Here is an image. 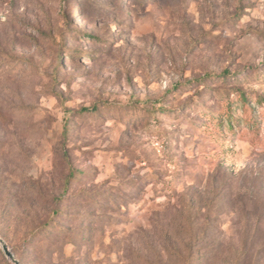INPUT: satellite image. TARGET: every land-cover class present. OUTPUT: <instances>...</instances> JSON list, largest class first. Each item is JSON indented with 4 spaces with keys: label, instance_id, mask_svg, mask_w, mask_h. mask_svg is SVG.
I'll return each instance as SVG.
<instances>
[{
    "label": "rangeland",
    "instance_id": "obj_1",
    "mask_svg": "<svg viewBox=\"0 0 264 264\" xmlns=\"http://www.w3.org/2000/svg\"><path fill=\"white\" fill-rule=\"evenodd\" d=\"M0 236L21 264H264V0H0Z\"/></svg>",
    "mask_w": 264,
    "mask_h": 264
},
{
    "label": "trees",
    "instance_id": "obj_2",
    "mask_svg": "<svg viewBox=\"0 0 264 264\" xmlns=\"http://www.w3.org/2000/svg\"><path fill=\"white\" fill-rule=\"evenodd\" d=\"M62 1H67V0H62ZM241 99L244 101V103H247V96L245 94H241ZM98 111V107L97 106H94L92 108H84L82 110L83 113H95ZM227 115V119L229 120V122L233 123L237 120H235V116L233 115L232 111H231V108H228V113H226ZM245 123H247L249 126H257V122L256 121H251V122H247V120L245 121Z\"/></svg>",
    "mask_w": 264,
    "mask_h": 264
},
{
    "label": "water",
    "instance_id": "obj_3",
    "mask_svg": "<svg viewBox=\"0 0 264 264\" xmlns=\"http://www.w3.org/2000/svg\"><path fill=\"white\" fill-rule=\"evenodd\" d=\"M0 247L2 248L5 256L8 258L9 261H11L13 264H21L20 261L16 258L15 254L12 252L7 242L1 236Z\"/></svg>",
    "mask_w": 264,
    "mask_h": 264
}]
</instances>
